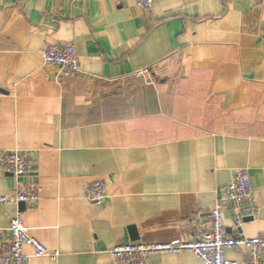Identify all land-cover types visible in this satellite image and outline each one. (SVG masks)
<instances>
[{"label":"crops","instance_id":"obj_1","mask_svg":"<svg viewBox=\"0 0 264 264\" xmlns=\"http://www.w3.org/2000/svg\"><path fill=\"white\" fill-rule=\"evenodd\" d=\"M67 42L84 74L63 79L43 51ZM0 150L29 153L40 186L39 202L0 207V246L21 211L29 234L61 253L27 248L25 264H112L116 245L192 241L239 170L258 213L237 227L226 210V234L264 237V0H155L149 11L0 0ZM26 180L0 173V195ZM97 181L108 198L93 204ZM150 264L204 263L156 253Z\"/></svg>","mask_w":264,"mask_h":264},{"label":"built area","instance_id":"obj_2","mask_svg":"<svg viewBox=\"0 0 264 264\" xmlns=\"http://www.w3.org/2000/svg\"><path fill=\"white\" fill-rule=\"evenodd\" d=\"M154 2L155 0H136L137 5L147 11L152 9ZM43 61L46 65L58 67L63 79L84 74L79 66L74 43L47 46L43 51ZM33 171L34 164L29 153L0 150V173L27 179L25 182H18L13 196L0 195V207L39 202L40 186L29 178ZM85 198L93 204L102 203L108 198L106 185L100 181L91 183L86 188ZM226 210L232 214L237 227H241L246 219L257 216L258 208L247 170L237 171L231 182L223 188L210 220L199 226L192 241L116 245L110 251L112 264H150V257L156 253H192L204 264H236L226 257L227 251L234 249L245 250L251 255L252 261L248 264H264V237L247 238L243 234L237 237L227 236L224 223ZM27 248L31 249L36 258L49 257L55 260L61 255L59 251H50L46 245L33 238L26 228L23 212L17 211L11 219L8 238L0 246V264H25L29 258Z\"/></svg>","mask_w":264,"mask_h":264},{"label":"water","instance_id":"obj_3","mask_svg":"<svg viewBox=\"0 0 264 264\" xmlns=\"http://www.w3.org/2000/svg\"><path fill=\"white\" fill-rule=\"evenodd\" d=\"M249 220L250 219H247L246 221H249ZM131 231H132V234H133L132 239L133 240H138V236L136 235V229L132 228Z\"/></svg>","mask_w":264,"mask_h":264}]
</instances>
